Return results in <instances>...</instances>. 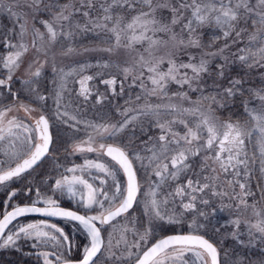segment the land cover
Instances as JSON below:
<instances>
[{"label":"snow or ice","instance_id":"obj_1","mask_svg":"<svg viewBox=\"0 0 264 264\" xmlns=\"http://www.w3.org/2000/svg\"><path fill=\"white\" fill-rule=\"evenodd\" d=\"M0 15V250L36 264H264L247 254L264 252V83H248L264 81V0H0ZM57 47L108 55L58 66Z\"/></svg>","mask_w":264,"mask_h":264},{"label":"rangeland","instance_id":"obj_2","mask_svg":"<svg viewBox=\"0 0 264 264\" xmlns=\"http://www.w3.org/2000/svg\"><path fill=\"white\" fill-rule=\"evenodd\" d=\"M11 22L10 20L7 18L6 15H0V27H6V26H10ZM204 34L208 32V34L211 36L212 34V30L211 29H207L205 28L204 30ZM97 41V38L94 37L91 34L88 35H84L80 38L77 39V44L80 45H85V46H92L93 43H95ZM220 43H224L223 40L220 41ZM54 52L57 53L56 56V63L58 66H67V65H74V63L76 61H88V62H94L99 58H107V53H103V52H89L83 56H73V57H62L59 55V50L58 47L53 49ZM125 53L123 52V50H121V52L119 54L113 55L111 57V59L113 60H120L122 61L125 58ZM32 58V54L29 53V55L26 57L25 59V66L27 65V62ZM46 73L50 74L51 73V63H49L48 65H46L45 68ZM238 71V67H235L233 69V71L230 73V75L235 76L237 74ZM258 81L259 84L258 85H254V83ZM248 83L253 86V87H260L262 85V83H264V81H262V79L260 78V76L258 74H253L251 77L248 78ZM175 85L172 86L173 89H175ZM133 92L138 91V89H132ZM126 95H127V90H126ZM114 103H119L121 105L124 104V97H121L119 99H117L116 101H114ZM99 107V106H98ZM96 114L95 110H89L87 115L89 118H91L92 116H94ZM20 115V114H18ZM35 115V114H34ZM118 118V117H117ZM55 132V130H53ZM64 152L63 149L60 150V160L63 161L64 160ZM89 158H95V154H88ZM106 159V158H105ZM70 161H74L75 163H81L82 162V157L80 156H76V157H69ZM51 170V166L46 164L44 169H42L38 174L35 175L34 177V182L40 180V178L43 176L45 171H50ZM3 200V197L0 196V201ZM63 204H66L68 206H71L73 208H76V204L74 201H69L67 199H64L62 201ZM230 219L229 217V213L227 211H225L222 214H218L215 218L214 221H212V223L219 225L221 223H225L226 221H228ZM243 227V225L241 226ZM177 231H187V229H176V228H164L162 230V232H158V235H163L164 233L167 232H177ZM222 232H226V231H230V228H222L221 229ZM224 248L233 250L235 252H238L240 254H243L245 252L244 249L240 248L239 245L233 241L232 239H227L224 241ZM247 254L248 257L251 259H256L259 260L260 258H264V252H261L260 250V246H258L257 248L254 249H248L247 250Z\"/></svg>","mask_w":264,"mask_h":264},{"label":"trees","instance_id":"obj_3","mask_svg":"<svg viewBox=\"0 0 264 264\" xmlns=\"http://www.w3.org/2000/svg\"><path fill=\"white\" fill-rule=\"evenodd\" d=\"M203 39L205 41H208L210 39V35L208 34V32L204 34ZM258 84H259L258 81L254 83V85H258ZM62 205L66 207H71L63 203ZM35 219L36 218H23L21 220L28 221V220H35ZM54 222L63 226L65 230L71 234L72 238L75 241H77L78 243L84 242L83 234L78 232L72 226V224H68L67 222H64L61 220H54ZM21 244L25 252H27L29 250V245L27 243H24L23 241H21ZM0 264H36V259L34 256L21 254L20 252L11 251V250H0Z\"/></svg>","mask_w":264,"mask_h":264},{"label":"bare ground","instance_id":"obj_4","mask_svg":"<svg viewBox=\"0 0 264 264\" xmlns=\"http://www.w3.org/2000/svg\"><path fill=\"white\" fill-rule=\"evenodd\" d=\"M24 218H36V219H41V218H38V217H24ZM21 219H23V218H21ZM164 235H166V234H164Z\"/></svg>","mask_w":264,"mask_h":264},{"label":"flooded vegetation","instance_id":"obj_5","mask_svg":"<svg viewBox=\"0 0 264 264\" xmlns=\"http://www.w3.org/2000/svg\"><path fill=\"white\" fill-rule=\"evenodd\" d=\"M20 115L19 116H21V117H23L24 116V114L21 112V113H19Z\"/></svg>","mask_w":264,"mask_h":264},{"label":"water","instance_id":"obj_6","mask_svg":"<svg viewBox=\"0 0 264 264\" xmlns=\"http://www.w3.org/2000/svg\"><path fill=\"white\" fill-rule=\"evenodd\" d=\"M64 207V206H63ZM65 208H68V207H65ZM68 209H71V208H68ZM74 210V209H73ZM30 217H32V216H30ZM39 218V217H38ZM169 234H174V233H169Z\"/></svg>","mask_w":264,"mask_h":264}]
</instances>
